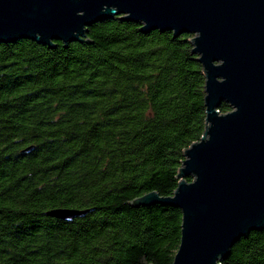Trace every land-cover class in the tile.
I'll return each mask as SVG.
<instances>
[{
    "label": "trees",
    "instance_id": "trees-1",
    "mask_svg": "<svg viewBox=\"0 0 264 264\" xmlns=\"http://www.w3.org/2000/svg\"><path fill=\"white\" fill-rule=\"evenodd\" d=\"M141 29L115 17L79 42H0V264L174 263L182 212L135 202L174 195L206 76L193 35ZM222 264H264V228Z\"/></svg>",
    "mask_w": 264,
    "mask_h": 264
},
{
    "label": "water",
    "instance_id": "water-1",
    "mask_svg": "<svg viewBox=\"0 0 264 264\" xmlns=\"http://www.w3.org/2000/svg\"><path fill=\"white\" fill-rule=\"evenodd\" d=\"M115 17L146 34L194 36L206 76V131L184 151L174 195L150 193L135 205L182 212L173 264H222L237 242L264 228V0H0V42H79ZM90 212L47 214L71 222Z\"/></svg>",
    "mask_w": 264,
    "mask_h": 264
}]
</instances>
